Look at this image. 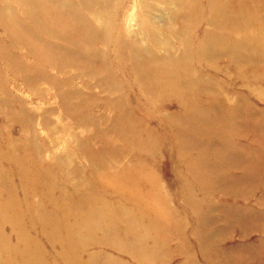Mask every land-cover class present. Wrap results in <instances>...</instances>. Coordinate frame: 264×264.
<instances>
[{
	"label": "rangeland",
	"instance_id": "374dc122",
	"mask_svg": "<svg viewBox=\"0 0 264 264\" xmlns=\"http://www.w3.org/2000/svg\"><path fill=\"white\" fill-rule=\"evenodd\" d=\"M224 1L234 6L226 13L229 18L217 25L214 12L209 15L205 9L200 23L189 32L194 39L202 37L203 31L215 38L219 33L224 46H242L238 54L223 50L208 61L213 69L209 66L206 71V91L199 100L207 112L211 110L213 116L208 117L214 126L205 135L208 125L204 124L202 130L195 119L183 117V109L173 98L151 108L136 78L124 76L131 68L129 61L118 63L114 55L110 56L105 71L99 70L105 66L103 62L91 64L88 68L94 76H88L89 72L79 74L72 66L61 70L45 65L43 59L37 58L43 56L45 34L27 15L21 0H0V216H6L7 206L14 214L13 224L0 221V246L5 248L0 251V264H89V259L93 264L109 263L107 258L118 260L117 264H264V52L260 47L264 45V12L257 14L247 0ZM244 1L247 10L239 11ZM97 2L109 6L104 7L108 14L98 19V24L108 19L110 24L118 23L126 36L145 42L144 32L152 28L171 43L170 50L179 56L181 45L175 35L180 26L184 31L188 26L180 25L186 17L178 15V22L171 19L176 0ZM252 7L263 9L264 0L254 1ZM83 10L95 21L94 13ZM244 14L251 23L236 30L231 19H242ZM4 17L11 20L5 22ZM13 17L23 25L13 24ZM34 28L39 30L35 35L38 41H23L25 34L32 37ZM234 34L238 38L235 42ZM243 34L246 37L241 38ZM32 51L38 53L37 57ZM246 51L251 61L245 59L250 58ZM160 52L165 54L167 50L163 47ZM241 58L244 59L238 60ZM29 66L40 71H32L36 79L26 81L24 76L29 72L25 67ZM41 71L50 73L51 78L45 80ZM71 74L75 77L71 88H81L85 98L80 101L79 97L67 96L66 108L61 103L58 83L68 80L70 76L66 75ZM84 79L89 81V87L83 86ZM193 79H197L196 75ZM113 82L124 87L121 92L122 99L128 102L127 109L123 104L114 109L119 96L101 87ZM128 87L133 90L129 95ZM143 105L147 111L140 110L146 109ZM81 113L92 122L77 126L74 118ZM129 119L143 122L131 125L125 122ZM227 125L234 130L230 137L233 143L225 141L226 130L230 131ZM194 127L202 130L200 149L205 148L208 154L196 147L198 157L187 169L183 163L186 159L177 156L172 134L175 128L195 132ZM217 134L222 135L219 138ZM7 137L12 138L13 152L17 153L11 157L13 162L3 157L2 150L8 149ZM21 137L26 143L19 142ZM150 139L158 143L151 145ZM244 147L249 151L244 152ZM97 152L102 159L97 158ZM249 157L257 159L255 162L263 169L256 168L251 173L246 160ZM197 159L208 164L198 168ZM18 171L24 173L29 186L21 184ZM37 171H42L44 177L34 187L31 182L38 176ZM144 181L150 182L149 186ZM88 186L95 187L99 196L93 199L101 198L100 201H90L86 196ZM129 189L131 194L126 192ZM12 194L18 196L17 201L13 205L11 201L5 203ZM68 195L85 196V202L75 209L80 215L72 213L74 203L70 202L64 208H52L59 215L56 221L53 211L45 206L51 204V199L60 203L58 199ZM27 206L31 211L38 207L44 223L31 220ZM94 211L106 230L90 234L87 231L93 227L90 216ZM65 212L68 214L62 217ZM80 216L83 218L76 219ZM116 224L128 225L134 233L121 235L115 230ZM51 235L62 241L50 239ZM19 248L26 254L22 255Z\"/></svg>",
	"mask_w": 264,
	"mask_h": 264
},
{
	"label": "bare ground",
	"instance_id": "6f19581e",
	"mask_svg": "<svg viewBox=\"0 0 264 264\" xmlns=\"http://www.w3.org/2000/svg\"><path fill=\"white\" fill-rule=\"evenodd\" d=\"M95 1L96 0H59L58 2L56 0H21L22 2L21 5H23L24 9L27 12V15L33 20L35 26L41 29V32H43L46 36L45 38H43L44 40L42 43L44 44L43 56L37 57L38 53L34 54V51H32V53L37 58L43 59L45 61L44 64L49 67L57 66L59 69L64 70L66 67L72 66V67H75L77 70H79V74L83 72L84 74L85 73L87 74V72H89V74H87L88 76L95 75V73L94 74L92 73L94 71H92L91 68H88V66L91 64L103 62L105 66H103V68L99 70L105 71L107 68V65H106L107 59L108 57L110 58V56L112 57L114 55V59L118 63L122 61H129L131 68L128 67L129 68V71L127 73L128 75L124 73L123 74L125 77L130 76V79L131 78L133 79V77L136 78V83L139 86V91L142 94V96H144L145 99L148 101L151 108L152 107L157 108L159 102H164V101H167L173 98L175 100L174 103H177L180 106V108L183 109V112H184L183 117H186L188 119H191V118L195 119L199 123V128H201L202 130H203L202 128L203 125L207 124L208 126H205L206 128H205V131H203L204 132L203 134L205 135L209 134L208 128L210 131L211 130L210 127H213L214 125L211 124L213 123V120H211V118L208 116H213V115L210 109L207 112L206 107L205 108L202 107V102L199 100L202 98V94L206 91V87H204L207 84V79L205 78L206 71L209 69V66H210V69H213V67L208 63V61L209 59H215L218 56H220L223 50H224L223 53H228V52L230 53V51L232 50L233 54H238V52L242 50V46L240 44H236L234 46H229V47L224 46L222 42V35L219 33H218V38H215L214 35H211L209 32L203 31L202 37L200 38L197 37L194 39V37H189V32L191 28H193L195 25L197 26L200 23V16L204 14L203 12L205 9L209 15H211V12H214L215 19L218 23L217 25L222 24L225 21V18H229L226 16V13H228V10L231 11L234 8L232 3L230 1L226 3L224 0H176L177 1L176 8L171 7V9H173L174 11L173 15L171 14V19L172 21L178 22L179 20L177 18L178 15L179 17H183V18L186 17L185 21L182 22L180 20L181 21L180 25L182 24V27L188 26V31H184L180 26V28L176 32L175 41L181 45L180 54L179 56H177L175 54V51L170 50L171 43L166 38H162L161 34H160L161 36L158 35V33L152 28L145 30V32L143 31L145 33V38H146V42H145L143 41V39H137V38L126 36L123 32V29L119 27L120 25H118V23L115 24V22H112V24H110L108 23V19L104 21L103 24L102 23L98 24V21L102 19V16H105V15L107 16L108 13L105 14L106 11H103L104 7H106L105 5H103L101 2L99 3L97 2L96 4ZM254 1L256 2V0H247V3L253 10H255L257 14H260L261 11L264 12V8L254 9L252 7V3H254ZM233 3L235 4V2ZM244 3L245 1L240 4L238 8L239 11L247 10ZM107 7L109 6L107 5ZM82 8L90 11L91 13H94L95 16L93 17H95L94 18L95 21L90 19ZM181 12H184V13H181ZM236 12L237 11H235L234 13ZM96 14H98V16H96ZM4 20L5 22H8L11 19H7L4 17ZM12 21H13V24L15 23L17 26L23 25L22 21H20L16 17L15 18L13 17ZM231 21L234 25L233 27H235L236 30H238L239 28H245L251 23V21H249L248 16L246 14L243 15L242 19H237L235 21L231 19ZM19 23H21L22 25H20ZM167 31H171L172 33L174 32L173 30H171V28H167ZM36 33L38 34L39 30L37 28H34L32 29V33H31L32 37H26L27 35L25 34L24 36H22L21 39L23 41L30 40L31 43H34V41H38V38H36L35 36ZM214 33L216 34V32ZM244 37H246V35L243 34L241 38H244ZM262 39L264 38L262 37ZM233 40L234 42L238 40L235 34H234ZM251 43H253L252 40H251ZM100 46L104 48H101ZM163 47H165V49L167 50V53L165 54H162L160 52L161 48ZM260 47L264 52V45H261ZM246 53L249 54L250 58L245 57V59H248L251 61L252 59L251 54L248 51H246ZM211 56L214 58H211ZM254 56L255 55H253L252 57ZM205 57H207V59H205ZM195 59H197L198 62H196ZM242 59L244 58H241L238 60H242ZM233 61H235V59ZM194 66H196V69L194 68ZM25 69L29 72L28 75L24 76V79L26 81L36 79L37 75L33 74L32 71H35V70L37 72L40 71L39 69H36L35 67H32V66L25 67ZM202 71H204L205 73H203ZM16 73L17 72L15 71L14 74ZM40 75L41 76L44 75L45 80H48L49 78H51L50 73H45L41 71ZM193 75H196L197 79L194 80ZM66 76L67 77L70 76V77L68 80L60 81V83L63 85H60V83H58V88L61 91L60 92L61 99H62L61 103L66 104L67 96L79 97L80 101H82V99L85 98L84 91L81 88H71L72 87L71 80L75 79V77H73L74 74L66 75ZM110 76H111L110 73H107V77L112 78V76L111 77ZM113 79L114 77L112 78V80ZM62 86H63V89H62ZM83 86L89 87V81L84 79ZM65 87H69V90ZM101 87L104 89L105 92L115 93L119 96V100L113 105L114 109L115 107L121 104H123L124 109H127L128 105L125 103H128V102L122 99L124 95L121 92L124 89V87L120 83L113 82L111 84L103 85ZM128 89L129 90H127V95L131 94V92L133 91L129 87ZM80 104L84 105L85 103H80ZM143 107L146 109H140V110L147 111V107L145 105H143ZM238 107H236V111L239 109ZM66 108H67V104H66ZM130 109H132L131 106H130ZM74 119H75L74 123L77 126L86 125L92 122L90 120L85 119L83 117V113H81L80 116H76ZM137 121L141 123L142 120L141 119L140 120L139 119H129L125 122L132 125ZM163 121H166V117L163 119ZM17 123L18 125H21V123L19 122ZM225 127L226 126H224V129ZM229 128H230V131L226 130V135L225 136L223 135V136L225 137L226 142L231 143L232 142L231 139L233 138H230V137L233 136L234 130L232 129L233 131L232 132L230 126H228V129ZM176 129L177 128H175V132L174 134H172V137H173V140L177 144V147H176L177 156H179L182 159H186V161L183 160V163L187 166V169H189L190 168L189 165L192 164V161L196 160L194 159V157L196 156L198 157L196 147L200 149L203 146L201 145V142H200L201 137H202V134H201L202 130L201 129L196 130L195 127H194V129L196 130L195 132H191V131L187 132L181 129L176 131ZM143 130L145 131V129ZM138 133L143 134V131L139 130ZM188 133H191L192 136H190V134ZM145 134L147 136L151 135L149 133H145ZM210 134L212 135V133ZM218 134L216 136H218ZM212 136H215V135H212ZM220 136L218 137L220 138ZM24 139L25 138L21 137L18 140L19 142L24 144L26 143ZM150 142L152 145L155 141L154 139H150ZM155 143H158V142H155ZM7 145H8V149L2 150L3 157L6 158L7 160L9 159L10 161H12L11 157L12 156L15 157V154L17 153L13 152L15 148L12 145L11 137H7ZM185 147H188V150H186ZM246 148L247 147H244L243 149L244 152L249 151ZM200 150L202 153L208 154L205 148H202ZM96 156L99 159L103 158L100 152H97ZM188 160L189 162H187ZM246 160L249 161L248 164L251 165L250 167L252 169L251 173H254L256 171V168L263 169V167H261L258 161L255 162L257 159H252L251 157H249ZM205 162L202 160L198 161L197 159L196 163L198 165V168L203 167L204 165L208 164V163L205 164ZM194 168L197 169V166ZM41 172L42 171H37V175L39 176V177L37 176L38 178L36 177L37 179L31 178L32 179L31 185H33L34 187H36L35 185H38L40 182H42L41 177H44V176H43V173ZM18 174L21 178V184L24 185V188L25 186L26 187L29 186L27 185V182H26L27 179L26 181L24 180L25 179L24 173L21 171H18ZM145 181H144L145 186H149L148 184H150V182L148 181L145 182ZM89 183L91 184L90 180H89ZM92 186L94 185H91V187ZM91 187L88 186V193L86 196L90 199V201H97V200L100 201L101 198L93 199L99 195L96 194L94 190L95 187L94 188H91ZM126 192L130 193L132 192V190L129 189ZM126 192H123V193L125 194ZM13 195L14 194L8 197L5 203L8 201H11V204L13 205L17 201V198H18L16 194L14 196ZM68 196L70 198L64 197L62 199H58L61 201L60 203L54 201V199H51L49 200V203L51 202V204H47V206L45 207L51 209L54 213V210L52 208H55V207L58 209L64 208L68 205V203L72 202L74 203V208L72 207L70 208L71 210H73L72 213H75L74 215H80V212L76 211L75 209L76 207L80 206L83 202H85L84 200L85 196L83 195L84 198L81 195H79L77 198L76 197L72 198V196L70 195ZM46 197L47 199H50V196L46 195ZM45 198H44V201H45ZM37 208H33L31 211V207L27 206V209L30 212L31 220L40 222L41 218L37 212ZM110 209L120 210L117 208L115 209L114 207L112 208L110 207ZM155 209L158 210V208L156 207ZM252 213L253 211H251L250 216L252 215ZM66 214L68 213L65 212L64 215H61V216L64 217ZM91 214H90L91 215L90 219H93L92 221L93 227L89 229L87 232L90 234H92L91 231L100 230L104 232L106 229L101 223L102 218L97 214L96 211L91 212ZM54 216H55V220L57 221L59 218V215L54 213ZM256 217L258 218L259 215L256 214ZM79 218H83V216H80L76 219H79ZM5 220L8 221L10 224H13L14 222V214L10 206H7L6 216L5 217L0 216V221H5ZM94 220H95V223H94ZM41 223H44V222L42 221ZM128 225L130 226V223H128ZM128 225L119 226L118 224H116L115 230L120 232L121 235L131 236V233H134V229L132 227H129ZM17 226L18 224H15V230L17 233H19L20 228ZM196 230H198V228L194 230L195 233H196ZM70 235L72 234L71 233L67 234V236H70ZM49 238L54 239L56 241L61 240V239H56V235H51ZM4 250L5 248L3 246H0V251L3 252ZM118 251L122 253L121 249ZM19 252L22 255L26 254V252H24L20 248H19ZM106 261L109 263L99 262L96 264H117L116 262H119L118 260H115L112 258H107ZM188 262L189 261H187V264ZM89 264H93L90 261V259H89Z\"/></svg>",
	"mask_w": 264,
	"mask_h": 264
}]
</instances>
